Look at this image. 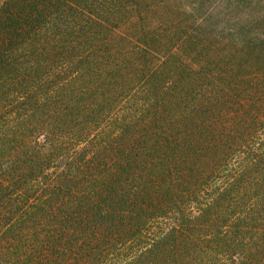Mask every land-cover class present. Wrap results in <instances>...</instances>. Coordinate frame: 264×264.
Returning a JSON list of instances; mask_svg holds the SVG:
<instances>
[{
	"label": "trees",
	"instance_id": "trees-1",
	"mask_svg": "<svg viewBox=\"0 0 264 264\" xmlns=\"http://www.w3.org/2000/svg\"><path fill=\"white\" fill-rule=\"evenodd\" d=\"M0 264H264V0H3Z\"/></svg>",
	"mask_w": 264,
	"mask_h": 264
},
{
	"label": "crops",
	"instance_id": "crops-1",
	"mask_svg": "<svg viewBox=\"0 0 264 264\" xmlns=\"http://www.w3.org/2000/svg\"><path fill=\"white\" fill-rule=\"evenodd\" d=\"M2 1H3V0H0V5H1Z\"/></svg>",
	"mask_w": 264,
	"mask_h": 264
},
{
	"label": "rangeland",
	"instance_id": "rangeland-1",
	"mask_svg": "<svg viewBox=\"0 0 264 264\" xmlns=\"http://www.w3.org/2000/svg\"><path fill=\"white\" fill-rule=\"evenodd\" d=\"M3 2V1H2ZM2 4V3H1Z\"/></svg>",
	"mask_w": 264,
	"mask_h": 264
}]
</instances>
